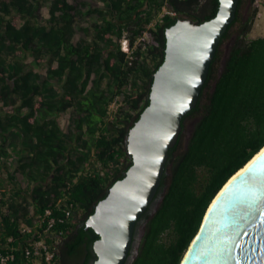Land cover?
<instances>
[{
  "label": "trees",
  "instance_id": "1",
  "mask_svg": "<svg viewBox=\"0 0 264 264\" xmlns=\"http://www.w3.org/2000/svg\"><path fill=\"white\" fill-rule=\"evenodd\" d=\"M97 1L102 4L85 10V0H0V173H9L6 181L0 175V264L6 255V264H93L99 235L86 220L132 164L127 136L149 104L154 72L165 57L166 28L179 17L210 19L220 4ZM47 2L50 17L43 23L39 10ZM244 2L220 42L197 106L182 120L126 264H180L214 197L264 146V36L248 38L256 11L243 20ZM86 15L95 17L93 23L79 25ZM78 30L84 35L75 41ZM234 34L220 69L223 46ZM43 65L46 73L37 70ZM68 110L70 125L63 130L58 116ZM9 149L17 155L14 171L6 161ZM41 240L53 252L50 259L46 250L26 252Z\"/></svg>",
  "mask_w": 264,
  "mask_h": 264
},
{
  "label": "water",
  "instance_id": "2",
  "mask_svg": "<svg viewBox=\"0 0 264 264\" xmlns=\"http://www.w3.org/2000/svg\"><path fill=\"white\" fill-rule=\"evenodd\" d=\"M205 21L179 17L166 28L165 57L149 104L130 128L132 164L86 220L99 237L93 264H126L137 223L156 198L182 120L198 104L240 0H219ZM180 264H264V146L220 189Z\"/></svg>",
  "mask_w": 264,
  "mask_h": 264
},
{
  "label": "rangeland",
  "instance_id": "3",
  "mask_svg": "<svg viewBox=\"0 0 264 264\" xmlns=\"http://www.w3.org/2000/svg\"><path fill=\"white\" fill-rule=\"evenodd\" d=\"M85 1H87V6L85 7V10H87L89 8V6H95V5H101L102 4V2L97 1V0H85ZM254 11H256V16L254 19L252 29H251L250 33L248 34V38L264 36V0H245L244 4L242 6V9H241L242 19L243 20L247 19L248 16L253 14ZM39 17H40L41 22H43V23L48 22V19L50 17L48 2L45 4H42L40 6ZM94 20H95V17L86 15L84 18L81 19V21L79 22V25L88 26V25H91ZM21 22H22V20L20 19L19 24ZM82 35H84L83 31L78 30L77 34L74 37V40L75 41L79 40ZM146 38L151 39V36L149 33L146 34ZM234 39H235V34L231 38H229L223 46V55H222V60L220 63V69L223 68L224 62L228 56L230 48H231L232 44L234 43ZM126 44H128L127 39H125L122 42L123 46H126ZM27 60H28V62H30L32 60V57L27 58ZM37 70L41 71L42 73H46L47 66L43 65L41 67H38ZM2 104L3 103L0 100V108L2 107ZM116 105L117 104H114L113 107L115 108ZM70 117H71V110L64 111V112H61L59 114L58 120H59L60 125L63 128V130H68V127L70 125ZM194 121H195V118L190 119L188 121L187 137L190 135V133L193 129ZM16 160H17V155L13 154L12 149H11L10 155L6 158V161L10 166L9 171H14V169L17 165ZM0 175L2 178H4L5 181L9 179V177H8L9 173H8L7 169L1 170ZM16 176H17V179H18L20 185H22V186L27 185V179L24 177V175L21 172H16ZM141 236H142V232L138 236V241L141 239ZM137 248H138V244L136 243L135 250H137Z\"/></svg>",
  "mask_w": 264,
  "mask_h": 264
},
{
  "label": "built area",
  "instance_id": "4",
  "mask_svg": "<svg viewBox=\"0 0 264 264\" xmlns=\"http://www.w3.org/2000/svg\"><path fill=\"white\" fill-rule=\"evenodd\" d=\"M124 49L128 50V44H126V46H124ZM71 206H72V204H71ZM71 206L66 211V215L68 217L72 216L74 213V210L72 209ZM51 212H52L51 209H46V215L47 216H49L51 214ZM61 220H63V219L61 218ZM54 223H55V219L54 218L50 219L49 225H48V230L54 225ZM43 250H46L47 259H50L53 256V252L49 249V245L45 241H42V240L35 243L34 250H33V248H27L26 252L28 255L31 254L32 251H35V253H37V254H43ZM9 257H10V255L3 256L1 258V263L6 264Z\"/></svg>",
  "mask_w": 264,
  "mask_h": 264
},
{
  "label": "bare ground",
  "instance_id": "5",
  "mask_svg": "<svg viewBox=\"0 0 264 264\" xmlns=\"http://www.w3.org/2000/svg\"><path fill=\"white\" fill-rule=\"evenodd\" d=\"M130 52V51H129Z\"/></svg>",
  "mask_w": 264,
  "mask_h": 264
}]
</instances>
